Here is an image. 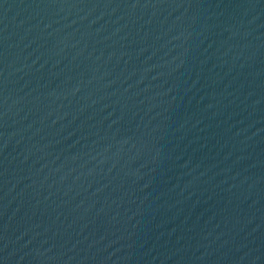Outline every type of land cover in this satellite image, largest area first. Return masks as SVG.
I'll list each match as a JSON object with an SVG mask.
<instances>
[{
  "label": "water",
  "instance_id": "water-1",
  "mask_svg": "<svg viewBox=\"0 0 264 264\" xmlns=\"http://www.w3.org/2000/svg\"><path fill=\"white\" fill-rule=\"evenodd\" d=\"M0 264H264V0H0Z\"/></svg>",
  "mask_w": 264,
  "mask_h": 264
}]
</instances>
